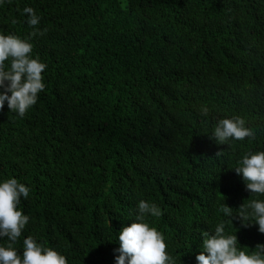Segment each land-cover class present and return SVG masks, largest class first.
Listing matches in <instances>:
<instances>
[{
    "label": "trees",
    "instance_id": "1",
    "mask_svg": "<svg viewBox=\"0 0 264 264\" xmlns=\"http://www.w3.org/2000/svg\"><path fill=\"white\" fill-rule=\"evenodd\" d=\"M0 34L46 65L22 118L0 109V180L30 189L18 254L30 236L67 264H114L140 200L160 209L145 222L176 264H196L222 221L241 250L264 244L222 212L264 200L233 170L264 151V0H4ZM232 117L254 139L216 144L217 121Z\"/></svg>",
    "mask_w": 264,
    "mask_h": 264
},
{
    "label": "clouds",
    "instance_id": "2",
    "mask_svg": "<svg viewBox=\"0 0 264 264\" xmlns=\"http://www.w3.org/2000/svg\"><path fill=\"white\" fill-rule=\"evenodd\" d=\"M2 3L4 0H0ZM23 12L28 26L38 25L40 18L32 8L25 7ZM45 68V63L32 57L31 43L13 34H0V109L6 105L8 111L22 118L45 87L41 75ZM200 114L207 116L208 108L202 106ZM209 138L223 145L245 138L254 139V136L242 119L232 117L219 119ZM233 170L241 177L245 190L264 194V151L244 153ZM29 191L15 178L0 180V240L6 238L8 242L6 246H0V264H67L65 256L43 247L30 236L23 239L22 253L18 254L13 246L29 220L19 208L21 199L27 198ZM232 210L223 204V215L230 222L238 218L241 227L255 225L257 232L264 234V200L253 199L247 205H241L236 216L232 215ZM160 215L161 211L154 203L138 201L135 222L118 232L119 246L113 250L114 264H176L165 251L163 235L145 222L146 216ZM237 246L235 234H226L222 221L211 234H204L203 251L195 256L196 264H264V244L258 243L249 251L241 250L247 247Z\"/></svg>",
    "mask_w": 264,
    "mask_h": 264
}]
</instances>
